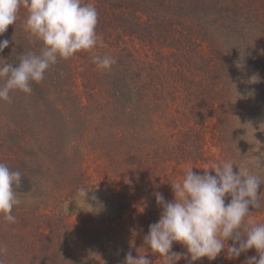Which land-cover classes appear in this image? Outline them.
I'll list each match as a JSON object with an SVG mask.
<instances>
[{
  "label": "rangeland",
  "instance_id": "obj_1",
  "mask_svg": "<svg viewBox=\"0 0 264 264\" xmlns=\"http://www.w3.org/2000/svg\"><path fill=\"white\" fill-rule=\"evenodd\" d=\"M225 1L235 3L236 14H230L240 18L225 34L213 32L226 38L218 97L213 54L206 52L211 46L181 50L146 32L109 28L98 33L102 42L91 51L58 58L41 82H32L31 94L13 90L11 102L0 100V162L28 179L22 178L25 189L15 190L21 201L12 211L15 222L0 214L2 264H123L129 251L163 264L144 244L162 211L155 193L171 201V184L189 168L203 174L220 161L247 168L264 183V0ZM26 17L19 15L0 36L10 41L0 53L9 63L42 46L25 31ZM93 55L112 56L116 63L99 69ZM217 101L223 104L219 120ZM81 187L91 190L88 203L99 212L78 194ZM259 193L264 205V184ZM127 195L134 202L121 209ZM249 211L245 223L264 222V206ZM172 251L186 248L174 243ZM255 255L250 249L228 259L222 251L215 260L191 264H245ZM189 262L186 256L177 264Z\"/></svg>",
  "mask_w": 264,
  "mask_h": 264
},
{
  "label": "clouds",
  "instance_id": "obj_2",
  "mask_svg": "<svg viewBox=\"0 0 264 264\" xmlns=\"http://www.w3.org/2000/svg\"><path fill=\"white\" fill-rule=\"evenodd\" d=\"M21 6L27 10L25 31L42 46L39 52L20 54L18 63L0 58V100L8 102L13 90L31 94L32 82H41L58 58L68 59L77 52L91 51L102 42L96 32L98 11L93 3L84 0H0V36L16 22ZM9 43L7 39L0 40V53ZM92 62L99 69L108 70L116 60L109 55H93ZM234 166L232 161L214 162L203 174L189 168L181 180L171 184V201H166L162 193H155L162 211L158 221L149 225L144 244L159 255L163 264H177L186 256H190L189 264L204 257L211 261L222 251L228 259H236L249 249H255L257 255L248 257L245 264H264V222L248 219L245 223L252 214L250 206H264L261 193L258 194L264 183L247 168L235 166L238 171H234ZM21 184V172L0 162V214L9 223L16 219L12 211L21 201L15 189ZM90 191L85 187L77 190L87 204ZM226 197H230L227 203ZM91 207V212L100 211ZM174 243L186 248V253L173 252ZM3 251L6 249L0 248ZM123 264L151 261L145 255L134 257L129 251Z\"/></svg>",
  "mask_w": 264,
  "mask_h": 264
},
{
  "label": "trees",
  "instance_id": "obj_3",
  "mask_svg": "<svg viewBox=\"0 0 264 264\" xmlns=\"http://www.w3.org/2000/svg\"><path fill=\"white\" fill-rule=\"evenodd\" d=\"M84 2L93 3L98 11L97 34L106 32L109 28L113 32L121 30L120 33L124 32V34L130 35H136V32L139 34V31H141V34L146 32L150 40H158L157 43L159 44L169 40L171 43L178 44L181 50L188 47V45H199L200 49L211 46L213 50L206 49V52L213 54L211 56L210 70H214L213 77L216 80L214 82V95L218 97L221 91V87L218 86L224 82L222 81V76L224 75L220 71L222 70V65L219 59L223 60L226 54L223 49V41H226V38H224L225 30L233 22L239 21L238 18H240L239 15L237 17L236 15H231L236 14L235 3H230V1L227 3L225 0H84ZM19 15H27L26 8L21 6L18 12ZM195 15L206 18V23L199 22L196 24L197 18H195ZM205 24H211V29L207 28L208 26L206 27ZM199 28H201V31ZM213 32L217 34L223 32L222 41H220L218 36L216 38ZM193 34L196 36H192ZM214 42L216 46L220 44L222 50L215 46L213 48L212 44ZM185 49L187 50L188 48ZM15 59L14 63H18L19 57ZM116 79L119 80V78L114 76V83ZM222 110L223 104L217 101L214 105L213 113L218 120L221 117ZM140 167L145 169V165ZM138 168V166H135L134 169L137 174L139 173ZM146 170L148 171L147 168ZM22 178H24V181H28L25 175ZM25 188L20 186L15 190ZM127 196L123 197L128 198L129 201L125 200L120 205L121 209L128 207L134 202V197ZM228 200H230V197H226V203ZM87 264H99V261L91 260Z\"/></svg>",
  "mask_w": 264,
  "mask_h": 264
}]
</instances>
